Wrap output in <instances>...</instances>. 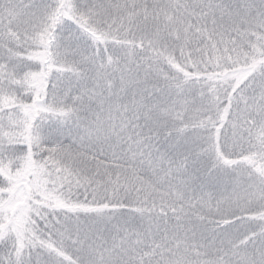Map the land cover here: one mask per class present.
I'll list each match as a JSON object with an SVG mask.
<instances>
[{
    "label": "snow or ice",
    "instance_id": "snow-or-ice-1",
    "mask_svg": "<svg viewBox=\"0 0 264 264\" xmlns=\"http://www.w3.org/2000/svg\"><path fill=\"white\" fill-rule=\"evenodd\" d=\"M0 264H264V0H0Z\"/></svg>",
    "mask_w": 264,
    "mask_h": 264
}]
</instances>
